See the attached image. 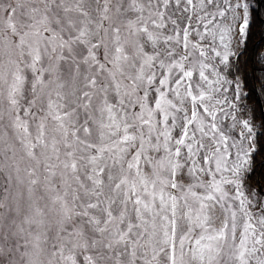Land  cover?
<instances>
[{
  "label": "snow or ice",
  "instance_id": "6c2138e0",
  "mask_svg": "<svg viewBox=\"0 0 264 264\" xmlns=\"http://www.w3.org/2000/svg\"><path fill=\"white\" fill-rule=\"evenodd\" d=\"M261 49L264 0H0V264H264Z\"/></svg>",
  "mask_w": 264,
  "mask_h": 264
},
{
  "label": "trees",
  "instance_id": "16d2710c",
  "mask_svg": "<svg viewBox=\"0 0 264 264\" xmlns=\"http://www.w3.org/2000/svg\"><path fill=\"white\" fill-rule=\"evenodd\" d=\"M254 42L258 44L259 43V37H257ZM261 51H264V49H261ZM258 75H259V73H258Z\"/></svg>",
  "mask_w": 264,
  "mask_h": 264
}]
</instances>
